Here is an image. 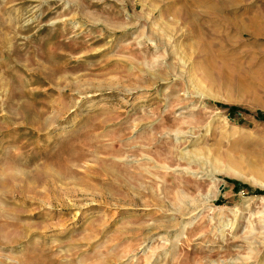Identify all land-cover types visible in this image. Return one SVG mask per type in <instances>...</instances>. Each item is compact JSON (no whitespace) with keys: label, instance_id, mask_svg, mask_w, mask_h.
<instances>
[{"label":"rangeland","instance_id":"374dc122","mask_svg":"<svg viewBox=\"0 0 264 264\" xmlns=\"http://www.w3.org/2000/svg\"><path fill=\"white\" fill-rule=\"evenodd\" d=\"M0 222V264H264V0H0Z\"/></svg>","mask_w":264,"mask_h":264},{"label":"bare ground","instance_id":"6f19581e","mask_svg":"<svg viewBox=\"0 0 264 264\" xmlns=\"http://www.w3.org/2000/svg\"><path fill=\"white\" fill-rule=\"evenodd\" d=\"M7 84L4 85V86L7 87ZM20 84H23V83H20ZM6 226H13V225L11 223H8V222H0V228L6 227ZM17 242H18V239H12V240H9V239L8 240L7 239L4 240V239H2L0 241V250L11 249V248L13 249V248H15L17 246ZM10 262H14L15 264H28V263L24 262V260H19V259H10ZM35 264H43V263L39 262V263H35Z\"/></svg>","mask_w":264,"mask_h":264},{"label":"trees","instance_id":"16d2710c","mask_svg":"<svg viewBox=\"0 0 264 264\" xmlns=\"http://www.w3.org/2000/svg\"><path fill=\"white\" fill-rule=\"evenodd\" d=\"M256 193H259V192H256Z\"/></svg>","mask_w":264,"mask_h":264}]
</instances>
